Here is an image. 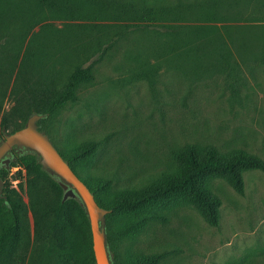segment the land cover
I'll return each instance as SVG.
<instances>
[{"label": "rangeland", "instance_id": "obj_1", "mask_svg": "<svg viewBox=\"0 0 264 264\" xmlns=\"http://www.w3.org/2000/svg\"><path fill=\"white\" fill-rule=\"evenodd\" d=\"M7 1L0 121L6 118L10 132L74 68L91 72L43 128L64 153L99 142L78 168L110 181L104 200L172 169V151L188 143L264 160V0H134L138 8L171 12L157 21L124 17L118 4L100 7L97 0ZM15 36L21 55L10 65ZM6 180L21 219H30L22 239L32 243L25 171L12 168ZM244 182L239 193L223 179L212 181L222 200L217 226L188 205L129 233L122 231L129 217L116 215L112 254L119 264L155 252L166 253L159 264H264V171H245Z\"/></svg>", "mask_w": 264, "mask_h": 264}, {"label": "trees", "instance_id": "obj_2", "mask_svg": "<svg viewBox=\"0 0 264 264\" xmlns=\"http://www.w3.org/2000/svg\"><path fill=\"white\" fill-rule=\"evenodd\" d=\"M45 2L46 0H41ZM0 4V18L3 6ZM100 7L118 4V12L124 17L142 21H157L166 18L169 11L137 7L134 0H97ZM58 6V4H57ZM101 11L99 10V13ZM110 12V11H109ZM182 14V11H179ZM121 15V16H122ZM99 16V15H98ZM101 16V15H100ZM8 42L7 50L10 65L20 58L18 39ZM92 74L78 66L69 74L64 85L56 90H49L41 97V103L30 112L22 123L10 132L22 128L34 113L43 114L38 122L42 131L43 122L52 117L69 100L75 98L76 90L84 80H91ZM0 104V109H1ZM6 118L0 121V142L4 138L3 128H7ZM7 130V129H6ZM8 131V130H7ZM99 147L97 141H87L69 153H60L68 161L75 173L89 186L98 203L111 212L107 214V231L110 251L114 264H119L112 253L113 240L110 234V221L116 216H128L124 233L142 228L151 219L165 220L164 210L177 205H188L196 208L207 223L217 226L220 222L222 200L212 188L215 179H223L239 193L244 191V172L252 169L264 171V160L261 156L243 150L220 152L213 145L199 146L188 143L172 151L175 166L162 171L157 178L138 188L123 189L109 199L104 200L101 193L110 186V181L93 176L85 177L78 168L84 160L92 158ZM10 163H0V179L7 186L8 175L12 168L18 167L19 174L25 171L26 192L29 209L33 217V242L22 239V205L8 196L10 206L0 197V264H97L93 249L91 224L85 207L79 198L63 201L65 189L59 180L49 174L39 163V155L34 152H19L16 147L7 155ZM27 202V200H25ZM165 252L153 254H136L126 264H159Z\"/></svg>", "mask_w": 264, "mask_h": 264}, {"label": "water", "instance_id": "obj_3", "mask_svg": "<svg viewBox=\"0 0 264 264\" xmlns=\"http://www.w3.org/2000/svg\"><path fill=\"white\" fill-rule=\"evenodd\" d=\"M43 114L34 113L28 117L26 124L16 131L9 132L3 128L4 138L0 142V163L9 165L7 155L14 147L19 152H34L39 155V163L49 174L59 180L65 189L63 201L79 198L86 209L91 224L93 249L97 264H114L107 231V214L111 212L98 203L89 186L72 169L53 142L50 135L42 131L39 121ZM4 180L0 179V197L10 206L8 196L3 193Z\"/></svg>", "mask_w": 264, "mask_h": 264}, {"label": "crops", "instance_id": "obj_4", "mask_svg": "<svg viewBox=\"0 0 264 264\" xmlns=\"http://www.w3.org/2000/svg\"><path fill=\"white\" fill-rule=\"evenodd\" d=\"M22 223H23L22 236L24 237V236H27L29 234L28 228L30 225V219L28 218V216H27V220H24V218L22 219ZM24 228H25V230L28 229L27 232H25Z\"/></svg>", "mask_w": 264, "mask_h": 264}, {"label": "built area", "instance_id": "obj_5", "mask_svg": "<svg viewBox=\"0 0 264 264\" xmlns=\"http://www.w3.org/2000/svg\"><path fill=\"white\" fill-rule=\"evenodd\" d=\"M14 169L18 170L19 168L18 167H14Z\"/></svg>", "mask_w": 264, "mask_h": 264}]
</instances>
